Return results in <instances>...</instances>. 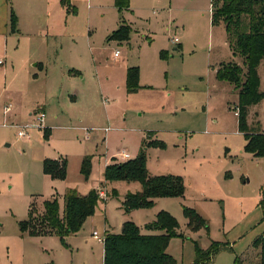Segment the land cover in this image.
Segmentation results:
<instances>
[{
  "label": "rangeland",
  "instance_id": "rangeland-1",
  "mask_svg": "<svg viewBox=\"0 0 264 264\" xmlns=\"http://www.w3.org/2000/svg\"><path fill=\"white\" fill-rule=\"evenodd\" d=\"M69 1L67 11L59 0H14L23 34L9 30L0 4L7 32L0 35V264H103L94 230L104 237L131 221L147 234L159 211L175 218L182 235L166 248L176 264L193 262V241L202 249L224 244L209 264H233L235 257L257 264L252 242L264 234V157L244 151L237 93L216 78L221 63L240 61L231 57L223 25L211 24L219 0H129L121 11L114 0ZM120 25L129 27L127 38L109 39ZM132 67L137 88L129 91ZM257 74L264 92V60ZM38 106L42 125L17 135L12 124L32 123ZM13 113L20 119L11 124ZM244 118L247 130L264 132V98ZM142 148L148 174L180 176L184 193L127 211L124 198L140 182L107 181L104 170ZM46 158L65 161L64 178L43 172ZM104 185L107 196L97 197L94 214L75 233L61 239L20 230L31 208L42 214L44 200L56 199L61 213L67 191L86 195ZM183 207L204 218L208 230H189Z\"/></svg>",
  "mask_w": 264,
  "mask_h": 264
},
{
  "label": "trees",
  "instance_id": "trees-1",
  "mask_svg": "<svg viewBox=\"0 0 264 264\" xmlns=\"http://www.w3.org/2000/svg\"><path fill=\"white\" fill-rule=\"evenodd\" d=\"M69 11L70 1L60 0ZM118 10L129 7V0H114ZM72 13H75L73 9ZM10 29L15 30L16 16L10 14ZM211 24H222L226 33V41L232 56L240 61L230 60L216 68V78L231 84L237 92V108L239 128L244 133V151L252 156L264 157V132L256 128L247 130L245 115L249 106L257 104L264 98L260 90L257 67L264 59V0H219L212 4ZM129 27L120 25L112 32L109 39L121 40L128 36ZM163 54V53H162ZM128 90L137 88V68L127 71ZM153 144L163 145L160 141ZM43 172L53 179H62L66 174V163L63 159L46 158L42 163ZM89 172V159L85 157L81 165V173ZM104 178L107 181L123 179L139 181L140 190L128 193L124 198L127 211L138 207H151L158 197H179L184 193L182 178L177 175L151 176L145 167V150L142 148L136 158L122 163H111L105 166ZM98 193L92 191L79 195L75 191H67L63 197V208L60 213L56 199L44 200V211L34 215L31 208L27 220L19 222L22 232L39 234L55 232L62 239L65 235L75 233L85 220L92 216L97 205ZM187 228L197 231L208 230V224L194 209L183 207ZM153 233L142 234L137 225L131 221L122 224L119 233L107 232L103 239V264H176L175 259L166 252L172 237L182 236L178 232V223L166 211H159L155 220L146 225ZM195 259L191 264H209L214 254L223 243L212 241L206 249L200 248L193 241ZM252 246L257 250V264H264V234L256 237ZM233 264H244L243 259L235 257Z\"/></svg>",
  "mask_w": 264,
  "mask_h": 264
},
{
  "label": "crops",
  "instance_id": "crops-1",
  "mask_svg": "<svg viewBox=\"0 0 264 264\" xmlns=\"http://www.w3.org/2000/svg\"><path fill=\"white\" fill-rule=\"evenodd\" d=\"M15 1H18V0H15ZM59 2H60V0H59ZM18 2H14V0H0V4H2L3 6H5V8H6V17H7V19H9L10 20V14H11V12H14V14H15V16H16V26H15V30L14 31H12L11 29H10V25H9V30H11V32H19V34H23V33H27L26 32V28L24 27V25H23V22H22V20H21V17H22V11H21V9H20V4H19V6H18V4H17ZM12 5H13V7H12ZM60 5L62 6V4L60 3ZM7 6V7H6ZM9 6V7H8ZM63 7V6H62ZM27 8H29V5L27 4ZM2 32V33H1ZM0 35H3V36H6L7 35V32H4V29H1L0 28ZM226 43H227V41H226ZM228 45V44H227ZM231 57H232V54H231ZM234 57V56H233ZM231 60H233V59H231ZM264 60V59H263ZM230 61V60H229ZM226 62V61H225ZM34 65H40V67H42V63L41 62H36V63H34ZM231 85H228V88L230 89V90H232L233 92H236L232 87H230ZM237 93V92H236ZM37 109L38 108H41V109H43L42 107H36ZM36 109V110H37ZM7 111L8 110H6V111H4V114H6L7 113ZM6 112V113H5ZM33 113V112H32ZM32 113L31 112H29V115L30 116H32ZM11 120V124L13 123V122H15V121H17V120H19L20 119V116L17 114V113H13L12 115H11V118H10ZM12 125H15V127H16V125H18V124H15V123H13ZM48 129V128H47ZM46 129V130H47ZM97 188H99V187H97ZM99 190H103L104 191V193H105V197L107 196V190L105 189V185H104V188H99ZM98 190V191H99ZM91 217V216H90ZM107 233V232H106ZM105 233V234H106ZM148 233H152V232H150L149 230H147V234ZM99 234V233H98ZM104 239V238H103ZM97 240V239H96Z\"/></svg>",
  "mask_w": 264,
  "mask_h": 264
},
{
  "label": "built area",
  "instance_id": "built-area-1",
  "mask_svg": "<svg viewBox=\"0 0 264 264\" xmlns=\"http://www.w3.org/2000/svg\"><path fill=\"white\" fill-rule=\"evenodd\" d=\"M177 39H173V41H176ZM114 55H117V51L114 53ZM235 110V114H238V110L237 108L234 107ZM44 120V114H43V110L41 108L38 109V111L36 112L35 116H34V121L32 123H26L24 125H16V129H17V135L19 136H27V129L31 128V127H40L43 123ZM121 156L123 158H127L129 155L126 152H122ZM98 196L104 198L105 197V193L103 190H99L98 191ZM92 235L95 239H97L98 241H103L104 237H101L97 230H94L92 232Z\"/></svg>",
  "mask_w": 264,
  "mask_h": 264
}]
</instances>
